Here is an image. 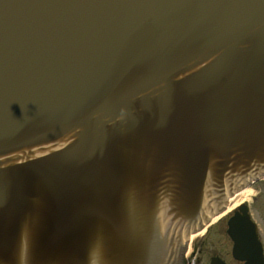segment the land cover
<instances>
[{"label": "water", "instance_id": "1", "mask_svg": "<svg viewBox=\"0 0 264 264\" xmlns=\"http://www.w3.org/2000/svg\"><path fill=\"white\" fill-rule=\"evenodd\" d=\"M264 176V0H0V264H182Z\"/></svg>", "mask_w": 264, "mask_h": 264}, {"label": "flooded vegetation", "instance_id": "2", "mask_svg": "<svg viewBox=\"0 0 264 264\" xmlns=\"http://www.w3.org/2000/svg\"><path fill=\"white\" fill-rule=\"evenodd\" d=\"M260 183L264 177L249 188ZM243 190L228 196L221 211L189 236L182 264H264V226L254 213L263 191L251 201L236 204V196Z\"/></svg>", "mask_w": 264, "mask_h": 264}, {"label": "rangeland", "instance_id": "3", "mask_svg": "<svg viewBox=\"0 0 264 264\" xmlns=\"http://www.w3.org/2000/svg\"><path fill=\"white\" fill-rule=\"evenodd\" d=\"M252 190V194L248 196L247 200L251 201V199H254V194H257L260 189L263 191V196L259 198V200L254 204V213L256 214V217L260 223V225L264 226V183H260L256 186H253L252 188H249ZM263 202V203H262Z\"/></svg>", "mask_w": 264, "mask_h": 264}, {"label": "bare ground", "instance_id": "4", "mask_svg": "<svg viewBox=\"0 0 264 264\" xmlns=\"http://www.w3.org/2000/svg\"><path fill=\"white\" fill-rule=\"evenodd\" d=\"M252 194V190L245 189L242 192L238 193L236 196V204H240L241 202L247 200L248 196Z\"/></svg>", "mask_w": 264, "mask_h": 264}, {"label": "snow or ice", "instance_id": "5", "mask_svg": "<svg viewBox=\"0 0 264 264\" xmlns=\"http://www.w3.org/2000/svg\"><path fill=\"white\" fill-rule=\"evenodd\" d=\"M48 264H61V261L55 257L48 261Z\"/></svg>", "mask_w": 264, "mask_h": 264}]
</instances>
